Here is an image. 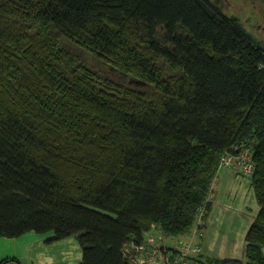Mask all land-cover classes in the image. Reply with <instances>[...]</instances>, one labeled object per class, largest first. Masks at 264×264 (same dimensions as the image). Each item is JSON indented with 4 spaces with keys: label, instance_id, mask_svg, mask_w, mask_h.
<instances>
[{
    "label": "trees",
    "instance_id": "16d2710c",
    "mask_svg": "<svg viewBox=\"0 0 264 264\" xmlns=\"http://www.w3.org/2000/svg\"><path fill=\"white\" fill-rule=\"evenodd\" d=\"M263 62L209 0H0V236L76 237L78 264L147 258L148 232L186 242L201 207L205 229L221 157L248 148L244 259L196 243L203 264H264Z\"/></svg>",
    "mask_w": 264,
    "mask_h": 264
},
{
    "label": "crops",
    "instance_id": "0c3cea01",
    "mask_svg": "<svg viewBox=\"0 0 264 264\" xmlns=\"http://www.w3.org/2000/svg\"><path fill=\"white\" fill-rule=\"evenodd\" d=\"M247 179L237 174V171L224 170L216 174L213 188L207 197L212 206L206 218L204 230L202 249L205 258L238 261L244 259V236L258 212L251 185ZM75 239L76 237L73 240L52 242L51 246L63 248V243L69 242L73 245L71 248L76 249L79 247ZM170 241L165 239L163 243L167 244ZM35 243L41 246L43 240H36ZM62 254L59 252V257ZM79 259V255H74L73 264H76V261L79 263L81 260Z\"/></svg>",
    "mask_w": 264,
    "mask_h": 264
},
{
    "label": "rangeland",
    "instance_id": "374dc122",
    "mask_svg": "<svg viewBox=\"0 0 264 264\" xmlns=\"http://www.w3.org/2000/svg\"><path fill=\"white\" fill-rule=\"evenodd\" d=\"M209 1H211L213 5L217 6L218 9L222 11L226 16L227 15L232 16L236 18L238 21H240V23L244 26L246 31L251 33L252 36H254L258 41L263 42L264 44V32H262L263 30L260 31L257 28V26L261 24V20L259 19L258 9L257 8L255 9L253 7L251 1L248 0H209ZM241 156L244 157L245 154H241ZM237 174L242 175L240 174L239 170H237ZM215 178H216V174H215ZM214 180L210 185V190L213 188L212 186ZM147 234H148L147 237L148 240L146 243L148 244L146 245L149 246V249H152L155 246V242H156L155 240L158 237L160 238L161 235L155 231H152L150 233L148 232ZM51 235L52 233L37 235L36 233L30 231L27 234L19 236V238H5L0 236V260L10 259V258L15 259V261H9V263L7 264H73L72 257L74 255H79V258L81 259L82 256L81 248L79 249L75 246L77 250L72 249L71 247L73 245L69 242L63 243L64 245L63 248L52 247L51 246L53 245L52 243L46 242L51 237ZM73 238L70 237L63 240H73ZM36 240L37 241L43 240V244L41 246L36 245L35 243ZM175 241H180V240L174 239L171 242L165 244L163 243L161 237L159 244L164 246H169L172 245L173 242ZM196 241L200 242L201 240H196ZM75 242L77 243V245H79L77 239H75ZM51 247L52 249H50ZM152 251L153 249L151 250L150 255ZM59 252L63 253L60 257L58 255ZM146 252L147 250L144 249V256L146 255ZM139 255L140 254H138V256ZM75 263L78 264L77 261Z\"/></svg>",
    "mask_w": 264,
    "mask_h": 264
},
{
    "label": "built area",
    "instance_id": "2783aa9c",
    "mask_svg": "<svg viewBox=\"0 0 264 264\" xmlns=\"http://www.w3.org/2000/svg\"><path fill=\"white\" fill-rule=\"evenodd\" d=\"M244 150V152H241L238 147H234L231 151L224 152L220 159L219 170L233 172L239 170L244 178H251L254 175L255 163H253L252 152L248 148ZM241 154H245V156L243 157ZM200 210L202 211L198 216L197 225L193 233L188 235L186 242L175 241L170 246H164L159 244L160 240H158L155 242L151 255L147 258L146 256L144 258L143 247L135 248L134 252L131 249L125 248L122 252L125 262L127 264H203L199 259V256L202 254L201 247L196 243L197 239L204 236V231L201 230V227L203 224L202 215L205 209L201 207ZM138 254L140 255L138 256Z\"/></svg>",
    "mask_w": 264,
    "mask_h": 264
},
{
    "label": "water",
    "instance_id": "95a60500",
    "mask_svg": "<svg viewBox=\"0 0 264 264\" xmlns=\"http://www.w3.org/2000/svg\"><path fill=\"white\" fill-rule=\"evenodd\" d=\"M257 2L256 8L261 14L262 20H264V0H255ZM264 31V30H263Z\"/></svg>",
    "mask_w": 264,
    "mask_h": 264
},
{
    "label": "flooded vegetation",
    "instance_id": "af4514ba",
    "mask_svg": "<svg viewBox=\"0 0 264 264\" xmlns=\"http://www.w3.org/2000/svg\"><path fill=\"white\" fill-rule=\"evenodd\" d=\"M248 1H251L252 2V5L253 7L256 9V6H257V2L255 0H248ZM211 2V1H210ZM212 3V2H211ZM213 4V3H212ZM258 14H259V19L261 20V24H259L257 26V28L261 31V30H264V20H262V17H261V14L259 13L258 11ZM264 32V31H262Z\"/></svg>",
    "mask_w": 264,
    "mask_h": 264
}]
</instances>
